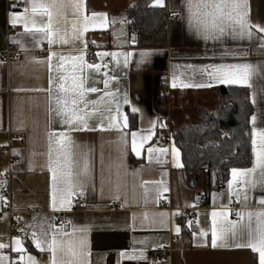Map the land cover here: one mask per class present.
Instances as JSON below:
<instances>
[{
	"label": "crops",
	"instance_id": "0c3cea01",
	"mask_svg": "<svg viewBox=\"0 0 264 264\" xmlns=\"http://www.w3.org/2000/svg\"><path fill=\"white\" fill-rule=\"evenodd\" d=\"M82 2V14L89 18L88 30L79 39L72 38L71 22L76 17L69 9L65 25L69 42L57 41L50 46L42 33L26 32L22 22L12 24L13 14L24 16L31 0H21L17 10H10L5 0H0V237L8 235L10 221L5 210L13 208L25 218L30 235L41 224L49 238L54 231L72 233L76 229L75 238L86 241L82 264H152L151 252L163 246H170L172 252L171 259L162 264H253L254 259L259 264L258 253L235 247L247 239L243 228L247 217L238 218L236 213L264 211V205L259 203L264 198V187L259 182L255 188L249 187L245 200L244 185L240 178L234 180L231 173L229 180L217 189L206 190L204 178L199 194L187 180L171 133L174 125L196 121L200 109H213L219 101L218 89L229 86L250 91L252 117L256 118L255 125L252 117L250 121L252 140L256 138L254 131H264V34L253 29L251 38L228 34L205 39L189 24L188 0H164L169 17L168 46L137 48L128 19L133 0ZM248 5L250 22L264 26V0H248ZM33 19L35 27L47 21L46 16L40 15ZM92 43L96 45L90 49ZM8 50L9 60L5 58ZM52 52L56 55L51 56ZM141 53L149 55L142 59ZM81 54L82 70L79 62L60 59ZM91 58L93 63L89 62ZM88 64H99L101 68L89 69ZM244 64L252 66L246 84L221 83L211 75L221 65ZM72 75L83 78L86 90H98L85 92L87 111L93 112L92 101L101 97L111 100L113 97L105 94L113 93L122 114L119 123L123 125L126 116L128 126L109 129V113L101 115L97 110L88 118V130L70 131L56 109L57 100L65 95L59 90L60 85L70 86ZM184 84L212 86L183 87ZM125 94L128 104L123 103ZM112 107L115 115L116 105ZM133 108L138 111L133 112ZM132 115L136 117V129L131 127ZM61 133L74 142V172L87 164L83 192L86 205L80 210L71 202L75 195L70 204L60 207L57 200V210L52 207L49 139L50 134H55V148ZM133 133L138 145L144 137H150L143 142L139 156L132 151ZM149 147L168 151H154L150 156ZM51 155L55 160V151ZM255 159L253 153L251 168ZM259 174L257 169L254 175ZM233 198L238 200L236 208ZM213 212H228V220L238 225L237 235L229 234L223 242L218 239L215 248L211 242ZM57 214L65 215L64 224L56 225ZM182 216L186 217L185 226L178 221ZM216 220L219 224L222 217L217 216ZM21 240L23 254L14 250L15 240L0 249L2 264H28L29 256L38 264H50L49 252L37 249L32 239Z\"/></svg>",
	"mask_w": 264,
	"mask_h": 264
},
{
	"label": "snow or ice",
	"instance_id": "6c2138e0",
	"mask_svg": "<svg viewBox=\"0 0 264 264\" xmlns=\"http://www.w3.org/2000/svg\"><path fill=\"white\" fill-rule=\"evenodd\" d=\"M153 7H164V0H154ZM83 2L82 0H31L30 7L25 8V15L21 16L14 13L12 17V24L15 26L17 23L22 22L26 32H38L42 33L44 38L47 39V43L51 46L59 41L62 44L68 43V30L65 27L68 21L66 14L71 9L75 20L72 24V38L79 39L84 31L88 30L89 18L82 14ZM189 11V24L205 39H219L225 35L232 34L238 36H247L249 38L253 35V29L257 33L264 34V26L258 24H252L248 19L249 5L248 0H188ZM35 15L46 16V23H42L40 27H35L36 21L33 19ZM96 15V14H93ZM106 15V14H103ZM82 17V19H81ZM82 23V27L79 25ZM33 27H29V25ZM261 47L264 48V43H261ZM56 53L52 52L51 56H55ZM103 55H117L116 53H104ZM131 55V54H128ZM148 53H141L142 59L148 56ZM50 56V58H51ZM63 60H72L79 62L81 70L83 69L84 56L81 54L76 57H63ZM63 65H61L62 67ZM125 66H127V57H125ZM73 67H76L74 63ZM89 69L95 68L100 70L101 65L88 64ZM252 71V66L248 64L244 65H221L215 68L212 77L221 83L226 84H246L249 75ZM61 79L68 80L67 76H62ZM72 83L70 86L60 85V91L65 95L57 100V115L63 118V123L69 126V130H88V118L93 115L97 110L101 112H108V128H115L119 130L121 127H127V117H123V125L119 123L121 117L119 101L115 98L113 93H106V96H112L113 99L105 100L101 97L99 100L92 101L93 112L87 111V105L89 101L85 99V92H97L96 88L85 89L83 85V78L76 75L71 76ZM105 87H108V81L105 80ZM173 83V87H175ZM211 87V84H196L189 85L184 84L183 87ZM123 103L128 104V98L125 94L123 97ZM115 104V115H112L113 107ZM96 106H102L97 109ZM133 112L138 109L133 108ZM255 116L252 117V122L255 125ZM50 134L49 139V170L52 173V207L57 210V200H59V206L64 207L70 204V198L73 195H83L85 181L87 178L88 170L87 164L82 170L74 172V168L77 166L74 152V142L71 137L64 133H61L59 138L55 140V148L52 147L53 140ZM253 136L256 137L252 140V150L255 155V166L251 169L232 170L233 179L240 178L241 183L244 185L245 194L244 199L248 198L247 189L249 187L255 188L259 182L264 187V131L253 132ZM150 137H144L141 143L138 145L136 142V134H132V151L137 156L140 155V149L143 147V142ZM55 151V160L52 159L51 153ZM148 153L151 154L154 151L166 153L168 150L161 148L159 150L152 147L148 148ZM172 152L175 157L179 156L178 151L173 148ZM260 170L259 177L254 174L256 170ZM232 185L229 184L231 189ZM167 191V189H163ZM259 203L264 205V198L260 199ZM228 212H213V227H212V247H217V240L225 241L229 234L232 237L237 235V223L228 220ZM238 218L247 217V224L243 226L246 229L247 239L243 243L235 244L237 248H249L253 253H258L259 264H264V211L260 212H247L236 213ZM222 217V222L218 224L216 217ZM255 219V225L253 220ZM49 225V228H52ZM38 230H33L31 233L32 240L35 247L40 251H47L51 254L50 264H82V257L85 255L84 246L85 239L75 238L76 229L72 233L60 231L52 232L50 238L49 233L44 229L43 224L36 226ZM79 231L86 232L87 229H80ZM177 234L180 232V228H176ZM206 235V233H202ZM63 237H69L64 239ZM14 250L17 253L23 254L25 248L23 247V241L19 238L14 241ZM221 246H224L223 244ZM8 247L3 243H0V249ZM23 258V257H22ZM4 257L0 256V264H2ZM28 264H38V262L31 256L28 257Z\"/></svg>",
	"mask_w": 264,
	"mask_h": 264
},
{
	"label": "trees",
	"instance_id": "16d2710c",
	"mask_svg": "<svg viewBox=\"0 0 264 264\" xmlns=\"http://www.w3.org/2000/svg\"><path fill=\"white\" fill-rule=\"evenodd\" d=\"M133 2L128 19L134 24L131 33L135 46L166 48L169 23L166 7H153L154 0ZM217 96L218 105L211 110L200 109L195 122L172 127V139L181 153L187 180L199 194L204 178L206 190L217 189L229 180L233 169H249L253 163L250 121L254 107L250 91L236 86L222 87ZM131 120L132 129H136V117L132 115ZM178 221L185 226L186 217ZM253 264H257L256 259Z\"/></svg>",
	"mask_w": 264,
	"mask_h": 264
},
{
	"label": "built area",
	"instance_id": "2783aa9c",
	"mask_svg": "<svg viewBox=\"0 0 264 264\" xmlns=\"http://www.w3.org/2000/svg\"><path fill=\"white\" fill-rule=\"evenodd\" d=\"M5 2L10 10H17L21 8V0H5ZM175 20L179 21V18ZM130 25L133 26L134 24L130 23ZM95 45V43H92L90 49H93ZM10 53V50L5 53V58H7L8 60L10 59ZM93 61L94 60L92 58L89 60L90 63H93ZM71 202L76 210H80L86 205V195L84 193L83 195L77 194L72 197ZM232 205L233 208H236L238 206V200L236 198L232 199ZM5 214L9 217L10 221L9 231L6 237H0V243L6 244L17 238L28 240L32 239L30 233L27 230L26 220L20 212L15 211L13 208H8L7 210H5ZM64 223L65 215L57 214L56 225L59 226ZM171 252L172 249L170 246H163L153 250L151 252V263L162 264L168 262L171 259Z\"/></svg>",
	"mask_w": 264,
	"mask_h": 264
},
{
	"label": "rangeland",
	"instance_id": "374dc122",
	"mask_svg": "<svg viewBox=\"0 0 264 264\" xmlns=\"http://www.w3.org/2000/svg\"><path fill=\"white\" fill-rule=\"evenodd\" d=\"M209 99H211V98H209ZM212 99H214V98H212ZM212 101V100H211ZM217 103V102H216ZM218 105V104H217ZM215 107V106H214ZM204 108H207V107H204ZM195 122V121H194Z\"/></svg>",
	"mask_w": 264,
	"mask_h": 264
},
{
	"label": "water",
	"instance_id": "95a60500",
	"mask_svg": "<svg viewBox=\"0 0 264 264\" xmlns=\"http://www.w3.org/2000/svg\"><path fill=\"white\" fill-rule=\"evenodd\" d=\"M134 38V37H133Z\"/></svg>",
	"mask_w": 264,
	"mask_h": 264
}]
</instances>
